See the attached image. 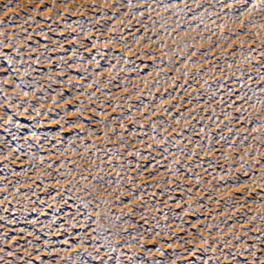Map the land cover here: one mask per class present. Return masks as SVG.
Segmentation results:
<instances>
[{"label":"rangeland","instance_id":"rangeland-1","mask_svg":"<svg viewBox=\"0 0 264 264\" xmlns=\"http://www.w3.org/2000/svg\"><path fill=\"white\" fill-rule=\"evenodd\" d=\"M111 2L112 0H109L108 4L104 0H12V4L9 5L10 10L6 12L4 6L8 4V0H0V20L5 21L3 31L6 34H21L23 43L19 37L13 35H9V39L17 40L15 47L23 53V60L26 62L19 63L21 57L16 55L15 49L5 46L0 49L5 53V57H0V68L8 69L6 57L11 55L17 63L14 68L8 70L7 75L12 76L15 83L20 82L23 70L29 63L32 64V68L36 69L31 76H23L25 81L23 91L29 93L28 97L20 94V90L15 89L14 83L7 80V75L0 72V82H3L6 89L4 95L15 97L11 101L14 105L18 102L29 101L41 111L51 109L48 115L37 116L28 103H23L19 110L15 107L9 109L0 107V117L7 119L5 115L7 111L14 121L10 131L8 125L0 127V138L6 142V144H0V189L7 187L10 192L18 191L20 193L16 197L9 195L8 200L0 202V216L4 217L3 220H0V233L6 234L7 237L3 241L5 250H9L8 246L13 240H17L18 243L11 250H18L19 256L24 259L31 258L35 261L36 249H39V255L46 261V264H52V262L65 264L60 257L68 253L59 252L57 249L66 247L63 241L70 239L71 243L76 245L70 254H75V251L81 247L78 240L83 237L87 241L84 247L87 251H92L91 237L95 233L91 229L96 227L95 214L93 213V216L88 219L85 217L88 211L95 208V203L90 204L88 209L83 207L81 199H91V197H85L80 185L88 187L91 185L88 184V181L79 180V174L82 167H91V164L100 163L92 155L95 151L91 147L93 143L100 150L98 155L105 161L109 158L105 155L106 149H112L115 152L119 148L124 154V159L132 162L130 167L125 165L123 169H110L107 164H104L105 171L103 173H98L95 170L91 174L83 173L88 177V180H92L93 176L103 175L105 182L108 180L113 182V186L107 188L106 184L92 181L96 184L95 191L100 192L102 198L112 202V218L104 221L110 231L104 235L115 240V233H119L122 238L115 241L117 250L112 253L113 257L118 256L121 250L136 251L143 264H153L155 260L162 261V264H172L173 261L175 264H188V260L182 259V257L192 258L185 249L206 247L201 244L202 237L215 246V241L220 238L221 231L224 233L225 240H231L232 234H236L242 240H246L249 245L259 244V240L264 238V231H262L264 230V220L253 221L249 217L264 213V171H262L264 169V145L254 139L255 133L246 131L255 125L248 124L236 111L235 106L229 107V102L230 99H236V95L252 96L253 91H256V96L264 98V92L260 91L256 83V69L261 67L257 61L264 59L258 53L259 51L264 52V46L261 44L264 41V31L253 27H247V30L244 31L245 25L234 23L233 14H229L226 9L221 12L220 17H217L213 11L205 21L207 27L212 31L203 30L204 25H201L198 31L202 36H211L214 43L204 40L172 57L182 73L185 70L181 67L183 56L195 49L206 51L211 47L212 51L202 58H200V51H197L191 59L194 61L200 58L201 62L194 66L190 65L187 70L193 73L196 68L208 69V71H202L201 76L202 79L208 80L211 88L215 90L213 93L211 90L205 91L206 86L197 83L195 77L188 79L185 84V77L178 75L174 68L168 67L169 57L163 55L164 51L171 50L169 38L160 35L161 42L169 43V48L163 50L157 47L156 43H147L143 36L145 30L136 20L131 21L132 34H130L129 28L119 24L116 20L119 12L109 7ZM205 3L208 4V0H205ZM93 4L96 7H93ZM103 10L108 12V16H104ZM136 10L143 11V9ZM216 10L219 11V5L216 6ZM123 11H127V9ZM196 11L200 12L201 9H196ZM240 13L241 9L238 6L235 7V18L246 21V17ZM147 15L145 12L144 24L150 23L146 18ZM166 15H170V13ZM187 15L191 17L192 13L189 12ZM102 16L103 18H101ZM152 16L158 19L155 12L152 13ZM119 18L124 21L129 20L128 16ZM213 20L215 23H212ZM256 22L264 24V17H261L259 13L256 14ZM181 23L185 28L187 27L183 20ZM192 23L195 24L196 21H192ZM217 25L222 27H217ZM168 27H172V25H168ZM113 28L124 36V41L107 44L105 41L114 34ZM25 29L27 32L24 31ZM89 29H91L90 32ZM155 31L160 33L162 30L157 26ZM237 33L241 34L237 36ZM251 33H260V38L257 39ZM148 34L153 35L152 31H149ZM133 35L141 36V40L133 42ZM180 35L182 37L191 35L195 36L196 40L200 39L195 32L186 33L180 30ZM93 39L96 40L95 44L92 43ZM156 39L157 37L153 35V40ZM242 41H247V43L242 44ZM124 42L128 43L132 52L124 50ZM25 44L28 45V48L23 46ZM141 44L143 47H140ZM97 51L103 55H98ZM249 52L253 57L252 64L248 65L244 62L241 64V60ZM41 53H46V55L41 56ZM145 53H150V55H145ZM37 56H40L41 60L39 65L35 63ZM80 56L83 57L82 60L77 59ZM114 56H120L121 61L130 59L132 63L127 65L122 62L117 63ZM60 57H64L67 63L64 64L59 59ZM213 57L215 58L213 59ZM161 58L165 61L164 65L158 63ZM204 59H207L208 63H204ZM49 60H51L50 65ZM153 60L157 61L155 65L152 63ZM95 61H99V68L96 67ZM110 64L115 65V68L110 69ZM145 64L148 65L147 68L144 67ZM230 64L233 67L229 70L227 67L229 68ZM213 65H215L214 71ZM136 66L141 69L139 72L118 71L120 68L134 69ZM15 68H19L21 73L17 74ZM81 68H86L88 71H78ZM159 68H163V72L157 73L156 69ZM28 70L31 71V69ZM261 70L264 71V67ZM110 71L115 72V78L110 76ZM45 73L60 82L51 84L49 87L50 81ZM158 77H163L159 79V86L152 87ZM168 77L172 79H168ZM121 80L129 86L125 88L124 84L120 83ZM33 81L39 87L46 89V100L42 99L38 102L32 96ZM93 81H100V83L93 84ZM173 83L176 85L185 84L187 90L179 87L173 88L171 86ZM232 83L237 84V88L235 94L230 98L226 92L234 90L231 88ZM90 84L92 87H89ZM132 84L137 85V88L131 87ZM249 85H251V90ZM138 89L143 96L142 102L137 101L135 95H132L131 101L118 99V97L135 93ZM149 89L156 97L155 100L147 95ZM61 90L64 92V96L57 98L63 102L59 105L50 103L53 95ZM82 92L94 93L93 100L95 102H90L86 95H81ZM197 93L199 94L198 98ZM161 94H163L164 106L172 105L169 109L173 117L171 120L161 111ZM170 94L172 99H169ZM36 96H41V93L37 91ZM216 96L221 97L224 103H220L215 98ZM256 96H253L249 103H254ZM69 101L71 103H68ZM80 101L84 102L83 105L79 103ZM142 103L148 105L151 112L157 113L152 117L153 120L163 121L162 124L157 125L158 129L168 128V125L171 124L168 133H165L172 141L167 145L169 148L167 158L162 156L160 149L156 148V144L148 139V135H151L150 122L141 115ZM238 103L245 108L248 107L243 101H238ZM117 104L120 107L113 111V107ZM129 104L132 105L131 111L128 108ZM77 108H83V112L77 113ZM212 108L216 109L215 116H212ZM189 109H195L198 115H195L190 121L181 120V123L177 124L175 119L179 118L181 112L185 117L191 115ZM201 109L207 110L201 111ZM258 110L259 105L254 109H249L253 116ZM100 112L106 115H98ZM224 112L232 113V115L225 117ZM130 116L132 119H129ZM237 117H240L239 121H237ZM217 118L219 123H217ZM133 119L141 121L145 127L140 128L139 124L133 123ZM228 119L233 120L231 133L225 126ZM100 120L110 124L111 128H106L105 124L98 123ZM121 122L128 129L123 133L124 138L129 141L127 149L128 151L139 149L141 153L139 158L129 156L128 151L116 143L119 140V135L116 140L108 142L98 138L103 135L104 131H108L111 135V129H115L118 134L121 133ZM15 123L22 125V128L18 130ZM201 127H204V133H199L198 130ZM88 129L92 130L93 135H88ZM172 129L184 130L182 138L177 137ZM33 132L37 134L35 138L32 136ZM133 133H135V140ZM205 133L211 138V151H209L208 139L204 138ZM221 134L226 139H221ZM246 134L250 136L247 141L243 140V136ZM14 135L17 138L14 139ZM181 139L183 143H181ZM189 139L192 140V143H188ZM140 140H143V144L138 142ZM157 141L163 143L160 136H157ZM197 142L200 143V148H196ZM29 144L32 145L31 148L28 147ZM148 144H152L156 150L149 153L146 147ZM241 144L244 146L241 147ZM82 145H88V155L84 159L81 158L85 152ZM253 147L259 151L258 156L255 154L251 157L243 156L245 151L252 152ZM9 148H19V153H11L13 157L19 155V159H13L11 163L3 159L4 155L8 154ZM72 148L76 149L75 153L71 151ZM178 148H185L186 151L190 149L196 155L181 154L178 152ZM31 154H35L38 158L44 157L45 166L41 167L38 158L32 160ZM149 154L154 156L155 160L143 159ZM225 156L229 159L225 160ZM236 156H243L245 167L254 164L256 160H261L262 163L251 167L248 174L245 175L244 168H241L240 162L235 159ZM156 160H159L160 164H156ZM172 160H178L180 163L173 165ZM61 161H64L68 168H75L72 177L57 175L58 172L66 171V169L58 167ZM70 161L77 162L79 166L69 163ZM50 162L53 164L51 169L46 166ZM113 163L119 165L118 160ZM137 164L142 166L139 170H137ZM170 167L177 168L179 171L175 174L169 172L168 168ZM229 169H231L230 174ZM116 171H120L119 177L116 176ZM48 172L52 173L51 176L46 174ZM125 176H131L134 179L129 183L124 178ZM37 177L41 179H37ZM197 177H199V181H197ZM117 179L122 181V187L115 186ZM57 180L63 183L58 184ZM70 181H78L77 187L71 192L67 190L72 186ZM129 189H134L132 195H129ZM108 192H112L113 195L108 196ZM117 192L122 194L119 199L115 195ZM3 194L0 191V196ZM133 196L138 199L132 200ZM170 197L174 199H170ZM229 197L232 198L231 203L226 202ZM65 200H67V204H65ZM120 200H123L125 204L128 200H132V204L136 207L131 216L115 219V217H120L122 212H128L132 207V205H128L122 209L118 206ZM217 200L219 203H216ZM189 204L192 205L191 211L186 212L185 209ZM141 213L147 217L146 220L141 219ZM69 217L72 219L70 220ZM225 220L227 223L224 222ZM72 224H76V227L71 228ZM85 224L87 227H83ZM20 229L24 231L20 232ZM197 229H202V231L197 232ZM246 231L248 232L247 236L245 235ZM157 232L160 233L159 236L156 235ZM29 233H34V235H29ZM141 235L144 239H141L140 243L146 244L147 248L142 250L139 247H134L129 250L122 247L123 239L131 240L135 244L133 237L139 239ZM249 236L257 237V239L253 241L248 238ZM29 240L36 248L28 244ZM46 241L50 243L46 245ZM102 242V240L98 241V243ZM24 248L32 253L31 257H28L27 253L23 251ZM158 248L164 252L163 256L160 255ZM229 250H234L231 249V245L224 248L225 252ZM101 251L103 252L104 249ZM215 255L219 257V251ZM258 255L264 260V253H258ZM212 256V252L198 251L196 258L192 259V264H204ZM238 259L241 264H244V261L250 260L251 257L245 253ZM17 264H24V260H17ZM89 264H93V262L90 260ZM109 264H115V260L109 261ZM125 264H127L126 259ZM221 264H229V261L222 260Z\"/></svg>","mask_w":264,"mask_h":264},{"label":"snow or ice","instance_id":"snow-or-ice-1","mask_svg":"<svg viewBox=\"0 0 264 264\" xmlns=\"http://www.w3.org/2000/svg\"><path fill=\"white\" fill-rule=\"evenodd\" d=\"M104 2L108 4L109 0H104ZM11 4H12V0H8V4L4 6L6 12L10 10L9 5ZM217 5H219V11L216 10ZM161 6H162V10H161ZM237 6L241 9L240 14L246 17V21H240L235 18L234 9ZM93 7H96V5L93 4ZM109 7L119 12V15L116 16V20L118 21L119 24L127 26L129 28L130 34H132L131 33V21L136 20L137 23L140 24L141 27H143L145 30L143 33V36L147 43L149 44L156 43L157 47L161 48L162 50L169 48V43L167 41L161 42L159 38L160 35L167 36L169 40L171 41V50L164 51L163 53L164 56L169 57L167 61V66L174 68V70L177 72L178 75H183L185 77V84L187 83L188 79L195 77L197 78V83H202L203 85L206 86L205 91L211 90L213 91V93H215V90L211 88V85H209L208 80L202 79V76H201L202 71H208V69L196 68L195 72L193 73H190L187 70L190 65L194 66L195 64L200 63L201 62L200 58L205 57L208 52L212 51L211 47L207 49L206 51H200L199 49H195L194 51H190L188 52L187 55L183 56L182 57L183 63L181 67H183L185 70L182 73L180 72V67L176 66L175 61L172 59V57L174 55H178L179 53H183L186 50L192 48L195 43H201L204 40H208L210 43H214L212 41L211 36H207V37L202 36L200 35V31H198L201 25H204L203 30L209 31V32L212 31V29L207 27L205 21L208 17L212 15L213 11H215V14L217 17H220L221 12H223L226 9L229 14H233L234 23H241L242 25H245L243 29L244 31L247 30V27L260 28L262 31H264V24H260L256 22L257 13H259L261 17H264V0H208V4L205 3V0H191V2L190 0H112L111 4H109ZM210 8H211V11H210ZM124 9H127V11H123ZM136 9H143V11H137ZM196 9H201V11L197 12ZM103 11H104V16H108V12L106 10H103ZM145 12H147L148 14L146 18L150 22L149 24L143 23V20L145 19ZM154 12L156 13L158 19L152 16V13ZM189 12L192 13L191 17H188L187 15ZM169 13L170 15H166ZM120 16H128L129 20L128 21L120 20L119 18ZM101 18H103V16ZM9 19H12V17H9ZM182 20L187 25L186 28L181 23ZM192 21H196V23L193 24ZM4 23H5L4 20H0V49H3L5 46H7L9 49H15L16 55L21 57V60L19 61V63L21 64L26 63L23 60V53L20 52L19 48L15 47L17 40L9 39V35L19 37L21 43H23V37L21 36L20 33L6 34L3 31ZM212 23H215V21L213 20ZM168 25H172V27H168ZM157 26H159V28L162 30L160 33H157L155 31ZM217 27H222V26L217 25ZM180 30L185 31L186 33L195 32L196 36H199L200 39L196 40L195 36H191V35L182 37L180 35ZM24 31L27 32V29H25ZM90 31L91 29H89V32ZM137 31H139V29H137ZM149 31H152L153 35L157 37L156 40H153V35L148 34ZM113 33L114 34L110 36L108 40L105 41V43L112 44V43H116L117 41H124V36L119 34V32L115 28H113ZM173 33H176V35H173ZM37 34L39 35V33ZM240 34L241 33H237L236 35L239 36ZM251 35L255 36L257 39L260 38V33H251ZM29 38H30V34H29ZM222 38L227 39L226 37H222ZM140 40H141V36L133 35V42H139ZM92 43L95 44L96 40L93 39ZM241 43L242 44L247 43V41H242ZM261 44L262 46H264V41H262ZM23 46L25 48H28V45L26 44ZM140 47H143V44H141ZM123 48L124 50L128 52H132V49L129 47L127 42H124ZM197 51H200V58H197L196 60L193 61L191 57L195 56ZM97 54L103 55V53H100L99 51H97ZM133 54L139 55L138 53H133ZM43 55H46V53H41V56ZM145 55H150V53H145ZM260 55L264 57V52H261ZM0 57H5V53L3 51H0ZM214 58L215 57H213V59ZM6 59H7L8 69L0 68V72H4L7 75L8 70L14 68L17 61L13 60V57L11 55H8ZM59 59L64 64L67 63V61L64 60V57H60ZM77 59L82 60L83 57L80 56V57H77ZM114 59L117 61V63L122 62L125 65L132 63L130 59H125L121 61L120 56H114ZM245 59L250 65L252 64L253 57L251 56V52L245 55ZM203 62L208 63V60L204 59ZM35 63L37 65L41 63L40 56H37L35 58ZM48 63L50 65L51 60H49ZM95 63H96V67L99 68L100 66L99 61H95ZM152 63L153 65H155L157 61L153 60ZM158 63L161 65H164L165 61L163 58H161L159 59ZM257 64H259L261 67H258L256 69V72H257L256 83L259 86L260 91L264 92V71L261 70V68L264 67V59L257 61ZM144 67L147 68L148 65L145 64ZM231 67H233V65L230 64L229 68ZM112 68H115V65L110 64V69ZM28 69H31V71H29ZM130 70L139 72L141 69L139 68V66H136V68L134 69H127V68L118 69V71H124V72L130 71ZM163 70H164L163 68L156 69L157 73L163 72ZM214 70H215V65H213V71ZM15 71L17 74L21 73V70L19 68H15ZM34 71H36V69L32 68V64L29 63L27 65V68L23 70L19 83H15V81L13 80V77L10 75H7V80L12 81L14 83L15 89H19L20 94H22L24 97H28L29 93L27 91H23L25 87V81L23 79V76H31L32 72ZM78 71L87 72L88 69L81 68V69H78ZM249 71H251V69H249ZM109 74L110 76L115 78L114 71H110ZM45 75H48V74L45 73ZM97 75H99V73H97ZM161 78L163 77H158L155 83L152 84V87H158L159 79ZM168 79H172V78L168 77ZM48 80L50 81L49 87L51 86V84L60 82V81H57V79L51 75H48ZM250 80H251V77H250ZM99 83L100 81H93V84H99ZM120 83L124 84L125 88L129 86L128 84H125L123 80H121ZM185 84L176 85L175 83H173L171 86L173 88L179 87L186 91L187 89L185 87ZM31 87H32V96H34L38 102H40L42 99L44 100L47 99V96L45 95V92H46L45 88L39 87L35 81H33ZM89 87H92V85L90 84ZM131 87L137 88V85L132 84ZM249 88L251 90V85H249ZM5 91L6 89L3 86V82H0V107H4L5 109L15 107L19 110L22 107L23 103H28L29 106L32 107V110L36 113L37 116L48 115L51 112V109H49L48 111H41V109L36 108L35 105H32L29 101L18 102L14 105L11 103V101L15 99V97L4 95ZM37 91L41 93V96H36ZM226 94L231 98L235 94V90H228ZM81 95H86L90 102H93V103L95 102L93 100V96L95 95L94 93H83L82 92ZM132 95L136 96L137 101H140V102L143 101V96L141 95L139 89L135 93L125 95L122 97H118V99H121L124 101H131ZM147 95L153 100L156 99V97L152 95V92L150 89ZM63 96H64V92L62 90L59 92H56L55 95H53L50 103L59 105L63 101L58 99L57 97H63ZM253 96H256V91L252 92V96L246 97L245 95H239L237 96L236 99H230L229 107L235 106L236 111L240 113V116H242L243 119L247 121L248 124L255 125L254 127L250 129H246V131L249 133H255L256 135L254 139H256L258 142L264 145V98L256 96L255 102L249 103V101L252 100ZM162 97H163V94H161V99H160L161 111L168 116L169 120H171L173 119V117L169 109L172 107V105L169 104L168 106H164V99ZM198 97H199V94L197 93V98ZM172 98L173 97L170 94L169 99H172ZM215 98L219 100L220 103H224L221 97L216 96ZM5 101L7 102L6 104L4 103ZM238 101H243V103L247 104L248 107L247 108L243 107L242 104L238 103ZM68 103H71V101H69ZM79 103L83 105L84 102L80 101ZM257 105H259V110L256 112L255 116H253L252 112H250L249 109H254L257 107ZM101 107H103V105H101ZM119 107L120 106L118 104L115 105L113 107V111H115L116 108H119ZM128 108L131 111L132 105L129 104ZM206 110L207 109H201V111H206ZM188 111L191 113L189 117H185L184 114L181 112L179 118L175 119V122L177 124H180L181 120L190 121L191 119L195 117V115H198L195 109H189ZM76 112L77 113L83 112V108H77ZM65 113H66V109H65ZM215 114H216V109L212 108V116H215ZM223 114L225 117H230L232 115V113H228V112H224ZM5 115L7 116V119L0 117V121H2V123H0V127L4 125H8L9 126L8 130L10 131V127L14 124L13 117L11 115H8L7 111L5 112ZM98 115L104 116L106 114L103 112H100L98 113ZM141 115L144 117L145 120H148L150 122L149 128L151 129V135H148V139L153 141L156 144V148L160 149V154L164 156L165 158H167V155L169 153V148L167 147V145L172 143V141L169 140L168 135H166L165 133H168V128H171V124L168 125V128H165L162 130L158 129L157 125L162 124L163 121L153 120L152 117L157 115V113L151 112L149 110V106L143 103H142ZM61 118L63 119V117ZM129 119H132V117L130 116ZM236 119L237 121H239L240 117H237ZM219 122L220 121L217 118V123ZM65 123H67V121H65ZM98 123L105 124L106 128H111V125L106 124L104 120H100L98 121ZM133 123L139 124L140 128L142 129L145 127L141 121L133 119ZM232 123H233V120L228 119L227 124L225 125L229 133L233 131L231 127ZM15 127L19 130L20 128H22V125H20L19 123H15ZM120 128L122 129V132L119 134L116 133L115 129H111V133H112L111 135H109L108 131H104L103 135L98 138L103 139L105 142H108V141L116 140L117 135H119V140L116 141V143L119 146L124 147L125 151H128L127 145L129 144V141L126 140L123 135V133L127 132L128 129L125 127V125L122 122L120 123ZM172 131L176 133L177 137L182 138L184 130L176 131L175 129H172ZM198 131L199 133H204L205 129L204 127H201ZM87 133L89 136L93 135V132L91 129H88ZM32 136L33 138H35L37 134L33 132ZM157 136H160V139L163 141V143H159L157 141ZM13 138L15 139L17 137H15L14 135ZM133 138L135 140V133H133ZM204 138L208 139L209 141L208 147H209V151H211V138L209 137L207 133H205ZM220 138L226 139L222 134ZM249 138L250 136L247 134L243 136V140L245 141L249 140ZM81 139H83V137H81ZM138 142L143 144V140H140ZM181 143H183L182 139H181ZM188 143H192V140L189 139ZM0 144H6V142L2 138H0ZM243 146L244 145L241 144V147ZM28 147L31 148L32 145L29 144ZM82 147L85 149V152H84V156H82L81 158L84 159L88 155V152H87L88 145H82ZM91 147L95 149L92 155L95 156L96 160L100 161V163L91 164V167H82L81 173L79 174V180L88 181V184L91 186L88 187L85 185H80V189L84 192L85 197L90 196L91 199H86V198L81 199L80 197H78V199H81V203L85 209H88L90 204L95 203V208L93 210L88 211L85 217V219H88L93 216V213L95 214L94 223L96 227L91 229V231L95 233V235L91 237L92 251H87V249L84 247L87 241L83 237H80L78 240V243L80 244L81 247L75 251V254H70L72 250L76 248V245L71 243L70 239H65L63 241V244L66 247L57 249V251L68 253V254L63 255L62 257H60V259H62L65 262V264H89L90 260L93 262V264H109V261L113 259L115 260V264H125V259L127 260V264H143V261L139 260V254L136 251L121 250L118 256L116 257L112 256V253L116 252L117 250V244L115 241H118L122 238L119 233H115V240L109 239L108 236L104 235V233L110 231V229L107 227L104 221H108L109 219L112 218L111 217V203L112 202L108 199L102 198L100 192L95 191L96 184L92 183V181H98L102 184H106L107 188H111L113 186V182L111 180H108L105 182V178L103 175L93 176L92 180H88V177L83 175L84 172H88L89 174H91L93 170L97 171L98 173H103L105 171V168L103 166L104 164H107L110 167V169H117V168L123 169L125 165H128L130 167L132 162L131 160L124 159V154L123 152L119 150V148H117L115 152H113L112 149H106L105 155H107L109 158L107 161H105L102 159V157L98 155L100 150L99 148H97V146L94 143L91 145ZM146 147L148 148L149 153H152L153 151L156 150V148H153L152 144H148L146 145ZM200 147H201L200 143L197 142L196 148H200ZM71 151L75 153L76 149L72 148ZM12 152L19 153V148H9L8 154H5L3 159L8 160L9 163H11L13 159H19V155L13 157L11 155ZM178 152L184 155H189V154L193 156L196 155L195 152L191 151L190 149L186 151L185 148H178ZM253 154L257 156L259 155V151L255 147H253L252 152L245 151L243 153V156L251 157V155ZM128 155L139 158L141 153H140V150L137 149L135 151H128ZM243 156H236L235 159L238 162H240L241 168H244L245 175L248 174V171L251 169V167H253L254 165H260L262 163L261 160H256L254 164H249L247 167H245ZM30 158L32 160H36L38 157H36L35 154H31ZM38 159L40 160L41 167H44L45 158L39 157ZM143 159L144 160H155V157L149 154L147 156H144ZM224 159L228 160L229 157L225 156ZM117 160L119 161V165L113 163V161H117ZM69 163L77 164V162L75 161H70ZM171 163L173 165H176V164H179L180 162L178 160H172ZM156 164H160V161L156 160ZM46 166L47 168L51 169L53 167V164L50 162ZM77 166L79 165L77 164ZM58 167L61 169H66V171L58 172L57 175H66L68 177H72L73 173L75 172V168L74 167L68 168L67 164L64 161H61ZM141 167L142 166L140 164H137V170H139ZM153 167H155V165H153ZM168 171L175 174L176 172L179 171V169L170 167L168 168ZM262 171H264V169H262ZM230 172H231V169H229V174ZM46 174L51 176L52 173L48 172ZM150 175H154V174H150ZM116 176L117 177L120 176V171H116ZM124 178L127 179L129 183H131L134 179L131 176H125ZM37 179H41V178L37 177ZM197 181H199V177H197ZM168 182L171 183L172 181H168ZM56 183L61 184L63 182L60 180H57ZM70 183L72 186L67 189L69 192L73 191L77 187L78 181H70ZM158 183H161V182H158ZM115 186L117 188L122 187L123 186L122 181L120 179H117L115 182ZM0 191L4 193L2 196H0V202L8 200L9 195H12L14 197L20 195L18 191L10 192L7 187H3L2 189H0ZM165 191H168V189H165ZM133 192H134V189H129V195H132ZM24 195H27V193H24ZM107 195L112 196L113 193L108 192ZM115 195H116V198L119 199V197L122 194L117 192ZM153 195H155V193H153ZM135 199H138V198L136 196H133L132 200H135ZM170 199H174V198L170 197ZM132 200H128L127 204H125L123 200H120V203L118 206H120L122 209L128 205H132V207L129 209L128 212H122L121 216L115 217V219H121L122 216H131L133 214V210L136 207V205L132 204ZM231 201H232V198L229 197V199L226 202L231 203ZM9 203H11V201H9ZM216 203H219V201L217 200ZM65 204H67V200H65ZM191 208H192V205L189 204L188 208L185 209V211L190 212ZM157 211H159V209H157ZM3 219L4 217L0 216V220H3ZM69 219L71 220L72 217H69ZM141 219L146 220L147 217L143 213H141ZM249 219L253 221L257 219L264 220V213L260 214L259 216H251L249 217ZM224 222L227 223V220H225ZM12 223H15V221H12ZM70 227L74 228L76 227V224H72L70 225ZM83 227H87V225L85 224L83 225ZM23 231H24L23 229H20V232H23ZM125 231H127V229H125ZM199 231H202V229H197V232ZM29 235H34V233H29ZM156 235L159 236L160 233L157 232ZM245 235L246 236L248 235L247 231L245 232ZM248 238L252 239L253 241L257 239V237H253V236H249ZM5 239H7L6 234L0 233V264H17V260H21V259L24 260V264H46V261L43 258H41V256L39 255V249H36L37 255H36L35 261H33L31 258L24 259L23 257L19 256L18 250L17 251L11 250L13 246L18 243L17 240H13L12 243L9 244L8 246L9 250L6 251L3 245V241ZM133 239L135 240V244H133L131 240L123 239L122 247L127 248L129 250L133 249L134 247H139L142 250L147 248L146 244L140 243V240L144 239L142 235L139 237V239H137L136 237H133ZM101 240L103 242L98 243V241H101ZM49 243H50L49 241L45 242L46 245ZM28 244L32 246L33 248H36V246L32 243L31 240L28 241ZM201 244L205 245L206 247H203L202 249L200 248L185 249V251L189 252V256L192 259L196 258V253L198 251H203L204 253L212 252L213 256L210 257L209 260H206L204 264H221L222 260H228L229 264H241V261L238 259V257L244 256L245 253H247V255L251 257V259L245 260L244 264H264V260H262L260 255H258V253H264V238H261L259 240V244L249 245L246 240H242L241 237L236 234H232L231 240H225L224 233L221 231L220 238L215 241V246L210 244L209 240L203 237L201 238ZM221 245H223V247H221ZM230 245H231V249H234V250H229L228 252H225L224 248H228ZM169 247H171V245H169ZM101 249H104V251L102 252ZM157 250L160 252L161 256L164 255V252L161 249L158 248ZM23 251L27 253L28 257L32 256V253L29 252L27 248H24ZM218 251L220 253L219 257L215 255ZM149 252H150V249H149ZM182 259H186L188 260V264H192V259H189V257H182ZM52 264H55V262H52ZM153 264H162V261L155 260L153 261ZM172 264H175V261H173Z\"/></svg>","mask_w":264,"mask_h":264},{"label":"bare ground","instance_id":"bare-ground-1","mask_svg":"<svg viewBox=\"0 0 264 264\" xmlns=\"http://www.w3.org/2000/svg\"><path fill=\"white\" fill-rule=\"evenodd\" d=\"M261 52H262V51H261ZM261 52L259 51L258 53L260 54ZM261 57H262V56H261ZM262 58H264V57H262ZM243 62L249 65V63L247 62V60H246L245 58H243V59L241 60V64H242ZM249 68H250V67H249ZM227 69L230 70V68H228V67H227ZM236 86H237V84H235V83H232V84H231V88L234 89L235 91H236V88H237ZM237 96H239V95H236V97H237Z\"/></svg>","mask_w":264,"mask_h":264}]
</instances>
